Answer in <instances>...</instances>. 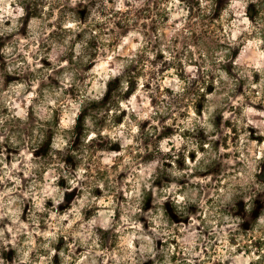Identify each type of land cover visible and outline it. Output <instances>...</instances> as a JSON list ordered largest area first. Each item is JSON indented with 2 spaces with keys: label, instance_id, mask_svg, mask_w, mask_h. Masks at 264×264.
Returning a JSON list of instances; mask_svg holds the SVG:
<instances>
[{
  "label": "clouds",
  "instance_id": "obj_1",
  "mask_svg": "<svg viewBox=\"0 0 264 264\" xmlns=\"http://www.w3.org/2000/svg\"><path fill=\"white\" fill-rule=\"evenodd\" d=\"M0 264H264V0H0Z\"/></svg>",
  "mask_w": 264,
  "mask_h": 264
}]
</instances>
